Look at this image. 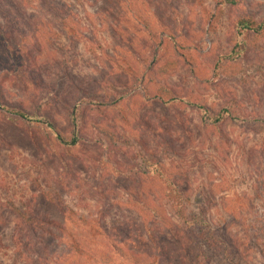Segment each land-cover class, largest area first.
<instances>
[{
    "label": "rangeland",
    "instance_id": "rangeland-1",
    "mask_svg": "<svg viewBox=\"0 0 264 264\" xmlns=\"http://www.w3.org/2000/svg\"><path fill=\"white\" fill-rule=\"evenodd\" d=\"M245 15L263 19L264 0H0V264H227L151 162L236 264H264V37L237 45Z\"/></svg>",
    "mask_w": 264,
    "mask_h": 264
},
{
    "label": "trees",
    "instance_id": "trees-1",
    "mask_svg": "<svg viewBox=\"0 0 264 264\" xmlns=\"http://www.w3.org/2000/svg\"><path fill=\"white\" fill-rule=\"evenodd\" d=\"M217 4L221 5H235L238 3V0H215ZM49 11L55 13L57 16L59 15V11L61 8L44 5ZM63 10V9H62ZM235 30L237 32L238 43L237 45H242L244 42L254 37H264V18L261 20H257L252 16H241L237 19L235 24ZM0 35H4L0 32ZM223 62L222 60L220 61ZM168 63L159 70L160 73H165L168 71ZM219 66V64L217 65ZM161 90L167 92V88L162 87ZM171 92H167V95H170ZM86 99V97H84ZM91 100L94 104H103L101 99H88ZM163 102L171 103V102H183L185 105L190 107H196L200 109L202 120L206 123H210L213 125H218L225 122L228 119H231L234 122L242 123L243 120L235 115L229 107H224L221 110L214 112L210 109H205L204 106L191 102L186 97L178 98L174 95H171L168 99L163 98ZM1 108L6 110L8 113L12 115H16L22 120L29 122H43L46 120V126L51 134L60 142L61 145L66 146H75L77 144L76 138L69 139L68 136L63 135L56 127L55 123L48 117H39V114L34 111H29L10 103L6 100L2 101ZM74 113V112H73ZM43 120V121H42ZM264 124V123H263ZM76 135V132H73ZM149 170L152 171L154 175L159 174L160 178L165 181L166 186V196L167 199L171 201V205L176 206L178 208L179 216H181L185 221V226L192 238V240L198 244L200 247H210L217 249L227 264H233L235 262V256L229 253V249H227L221 240L217 237L216 231L212 224L208 221L206 216H199L190 219L185 212V201L184 198L179 191V187L176 182H172L168 177L165 176V172L167 171L166 167L161 165L159 162H151L148 165ZM150 171V172H151ZM238 264V262H237Z\"/></svg>",
    "mask_w": 264,
    "mask_h": 264
}]
</instances>
